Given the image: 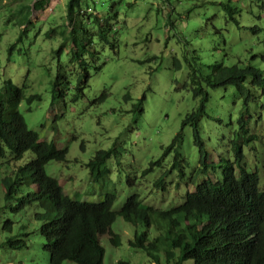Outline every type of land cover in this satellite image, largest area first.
<instances>
[{"label":"rangeland","instance_id":"rangeland-1","mask_svg":"<svg viewBox=\"0 0 264 264\" xmlns=\"http://www.w3.org/2000/svg\"><path fill=\"white\" fill-rule=\"evenodd\" d=\"M35 1L42 0H0V87L9 79L22 88L23 100L18 109L27 128L39 140L67 147L63 161L45 165L46 174L72 198L97 201L112 194L113 211H118L130 195L162 210L180 204L186 192L194 190L189 178L204 175L195 172L202 166V156L189 126L162 157L180 131L181 121L198 105L189 89L188 63H194L196 71L203 73H208L213 62L251 65L264 75V0H87L92 13L110 16L113 42L111 47L95 37L91 45L96 52L94 62L85 57L87 72L70 61L68 47L59 58L55 54L63 37L66 0H44L34 6ZM227 4L235 9L233 19L225 10ZM49 30L56 33L46 35ZM58 74L67 82L65 94L60 97L51 91ZM84 81L74 101L76 85ZM245 84L249 85V79ZM251 91V117L244 127L248 130L245 135L238 124L242 103L235 88L208 89L199 129L208 153L204 162L210 178L212 167L213 174H217L221 165L232 160L230 150L235 140L241 144L248 168L257 171L264 184V96L255 87ZM102 93L105 99L99 102ZM33 94L40 100L28 105L25 98ZM247 135L251 139L244 144ZM109 149L112 154L103 165L108 173L94 181L87 163L97 151ZM175 155L185 162L171 169ZM31 159L30 152L17 162L0 159V242L19 234L27 245L19 250L1 246L0 264H48L39 234L41 223L34 218L43 208L31 204L15 211V198L8 202L4 199L2 180L13 177L18 167ZM157 160L160 165L144 174ZM165 171L163 189L155 187L154 182ZM19 190L24 193L22 187ZM28 192H33L32 187ZM7 219L12 222L11 232L1 231ZM142 229L139 223L132 225L117 216L111 231L118 236L119 245L112 246L107 235L100 238L105 251L103 264L119 260L154 264L143 250L128 245L134 232ZM152 230L149 240L154 238ZM156 255L160 264H165L162 253Z\"/></svg>","mask_w":264,"mask_h":264},{"label":"trees","instance_id":"trees-1","mask_svg":"<svg viewBox=\"0 0 264 264\" xmlns=\"http://www.w3.org/2000/svg\"><path fill=\"white\" fill-rule=\"evenodd\" d=\"M43 1H35L34 6ZM224 7L230 19H233L235 9L228 4ZM109 18L92 13L87 0H66L65 27L55 51L57 57L68 47L70 61L78 63L87 72L85 57L88 55L90 62H94L96 52L91 45L95 37L113 46L110 41L112 26ZM55 33V30H49L46 35ZM191 60L194 61V58ZM174 66L179 68L177 61H174ZM188 68L189 89L198 105L181 121L180 131L165 148L162 157L178 143L183 128L189 126L193 143L199 146L202 156L199 161L202 166L195 172L204 175L201 178L190 177L194 191L187 192L180 204L163 210L142 204L137 195L128 196L118 211L112 210L115 199L112 194H106L97 201L79 200L65 195L58 182L46 174L44 167L50 161H63L67 147H57L52 142L39 140L38 135L27 128L18 109L23 100L22 88L9 79L3 81L0 87V159L5 157L9 162H17L24 154H32V159L18 167L13 177L2 180L4 199L8 202L12 197L15 198V211L31 204L43 208V211L35 213L34 218L41 223L39 234L42 250L48 253V264H103L105 251L100 238L107 235L112 246L119 245L118 236L111 231L117 216L129 224L139 223L142 226V231L134 232L128 245L143 250L154 264H160V258L156 255L159 251L165 264H185L188 261L191 264H264V184H261L257 171L248 168L241 144L235 140L230 150L232 160L221 165L217 174H213L212 167L213 178H210L206 174L207 166L204 162L208 153L204 149L199 129V118L205 113L209 97L208 89L231 86L241 97L238 124L242 133L248 134L244 127L251 117L248 113L249 102L253 97L251 89H259L260 95L264 96V75L260 69L251 65L225 66L222 62L211 63L208 73H198L194 63H188ZM247 79L248 86L245 84ZM84 83H77V94L72 98L74 101L81 94ZM66 89L65 78L56 75L51 83L52 93L60 97ZM25 99L30 105L40 100V96L33 94ZM104 99L105 94L102 93L98 101ZM139 105L140 102L136 107ZM250 139L247 135L244 144ZM80 150H84L83 144ZM111 154L110 149L97 151L87 163L94 181L108 173L103 165ZM182 162L185 161L178 160L175 155L170 168L175 169ZM160 163V160L151 162L144 174L151 172ZM166 173L154 182L155 187L163 189ZM180 173V177H183L182 170ZM19 187L23 188L24 193L20 194ZM30 187L32 193L28 192ZM151 228L154 238L149 240ZM2 230L11 232V220L2 223ZM23 237H27V233ZM1 246L17 250L27 247L26 240L19 238V234L5 237L0 242ZM116 264L128 262L119 260Z\"/></svg>","mask_w":264,"mask_h":264},{"label":"bare ground","instance_id":"bare-ground-1","mask_svg":"<svg viewBox=\"0 0 264 264\" xmlns=\"http://www.w3.org/2000/svg\"><path fill=\"white\" fill-rule=\"evenodd\" d=\"M211 137V136H210ZM207 138V137H206ZM205 141V140H204ZM207 142V141H206ZM208 145V144H207ZM206 145V146H207ZM195 147V146H194ZM197 147V146H196ZM202 147H203V145H202ZM198 148V147H197ZM252 157V156H251ZM251 157L249 158V159H251ZM257 159V158H256ZM192 161V160H191ZM247 161V160H246ZM190 164V163H189ZM256 164V163H255ZM264 163H262V165H263ZM255 166V165H254ZM185 167V166H184ZM255 167H258V166H255ZM185 171V170H184ZM261 172V171H260ZM254 173V172H253ZM257 179V178H256ZM260 182H262V181H260ZM258 183V182H257ZM259 184V183H258ZM261 185V184H260ZM264 190V189H263Z\"/></svg>","mask_w":264,"mask_h":264},{"label":"clouds","instance_id":"clouds-1","mask_svg":"<svg viewBox=\"0 0 264 264\" xmlns=\"http://www.w3.org/2000/svg\"><path fill=\"white\" fill-rule=\"evenodd\" d=\"M193 191H194V190H193ZM193 191H192V192H193ZM186 193H187V192H186ZM189 193H191V192H189ZM182 198H183V197H182ZM151 206H152V205H151Z\"/></svg>","mask_w":264,"mask_h":264}]
</instances>
